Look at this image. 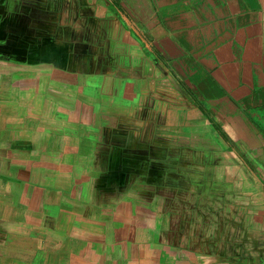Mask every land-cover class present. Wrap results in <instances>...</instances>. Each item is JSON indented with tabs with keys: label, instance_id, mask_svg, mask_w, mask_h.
<instances>
[{
	"label": "crops",
	"instance_id": "crops-1",
	"mask_svg": "<svg viewBox=\"0 0 264 264\" xmlns=\"http://www.w3.org/2000/svg\"><path fill=\"white\" fill-rule=\"evenodd\" d=\"M0 264H264V0H0Z\"/></svg>",
	"mask_w": 264,
	"mask_h": 264
}]
</instances>
